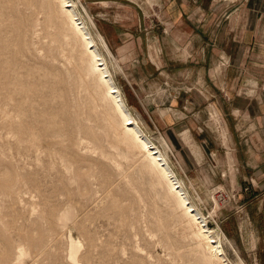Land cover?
<instances>
[{"label":"rangeland","instance_id":"rangeland-1","mask_svg":"<svg viewBox=\"0 0 264 264\" xmlns=\"http://www.w3.org/2000/svg\"><path fill=\"white\" fill-rule=\"evenodd\" d=\"M105 1L107 7L104 0H75L92 17L96 38L101 14L122 20L114 16L117 0ZM245 1L221 0L223 19ZM151 5L145 1L143 8ZM141 22L146 46L140 51L151 60L150 32L158 25L162 42L168 34L155 14ZM67 23L57 0H0V264H74L71 239L80 244L78 264H205L185 236L176 203L138 151L121 140L117 116L87 71L83 46ZM166 45L154 61L156 73L175 69L176 80L159 75L143 91L127 74L138 63L113 52L122 72L101 49L136 121L167 152L208 226L225 236L229 262L264 264V207L251 203L254 181L244 178L246 163L233 159V130L226 128L215 97L197 90V70L191 81L206 110L199 132L207 133L218 153L215 159L184 161L169 142L170 151L163 144L167 108L178 105L185 86L192 87L181 64L161 66L174 52Z\"/></svg>","mask_w":264,"mask_h":264},{"label":"crops","instance_id":"crops-1","mask_svg":"<svg viewBox=\"0 0 264 264\" xmlns=\"http://www.w3.org/2000/svg\"><path fill=\"white\" fill-rule=\"evenodd\" d=\"M145 1L152 4L151 9L143 8ZM150 2L134 0L135 4L131 6L126 0H117L119 10L114 12V16L122 20L111 19L113 16L104 13V10V14H101L105 17L104 22L99 20L101 33L98 32L112 54L129 56L130 65L138 63L136 70L127 74L134 77L135 85L141 91L143 87L147 88L146 81H154L159 75H166L169 81L176 80L171 75L175 69L156 73L158 62L154 63L159 59L160 49H166V44L170 43L168 47L171 49L172 46L174 52L168 53V61L159 63L168 68L181 64L183 74L188 72L189 75L184 79L192 87L185 86L186 92H182L178 105L172 103L167 108L166 117L162 119V130H165L166 143L169 142L184 161H200L208 157L215 159L214 154L219 149L207 133L199 132L200 119L206 115V110L203 108L205 100L202 101V96L194 90L196 82L191 81V73L197 70L200 85L197 90L204 97H215L214 103L223 116L226 128L233 130L229 139L233 159L246 163L244 178L250 177L254 181L253 193L257 194L251 203L258 209L263 208L264 0L245 1L228 20L222 17L227 9L221 0ZM102 5H107V2L104 0ZM150 14L162 20L161 24L168 35L162 42L157 33L159 26L156 25L157 29L150 32L153 34L150 49L154 50L150 53L151 60H144L141 48L145 42L138 26H142L141 17ZM221 60L227 61L228 65L223 67ZM117 64L122 70L118 61ZM187 65L193 68L185 67ZM183 107L186 112L182 110ZM179 113L181 116L178 118L176 115ZM238 186L242 187L240 182Z\"/></svg>","mask_w":264,"mask_h":264},{"label":"bare ground","instance_id":"bare-ground-1","mask_svg":"<svg viewBox=\"0 0 264 264\" xmlns=\"http://www.w3.org/2000/svg\"><path fill=\"white\" fill-rule=\"evenodd\" d=\"M60 10L68 19L69 30L78 38L83 46V61L86 62L87 71L98 80L99 87L102 88L101 96L109 103L110 108L117 116L119 136L124 143L135 148L145 161V167L154 173L165 187L169 199L176 203L177 213L181 216L182 222L186 224L185 236L197 246L198 252L202 254L205 264H231L227 258L224 247L223 233H217L210 228L205 215L194 204L192 198L186 190L181 178L176 174L170 165L167 152H163L147 135L144 129L136 121L130 107L123 97V93L117 84L113 72L111 71L107 54L116 60L111 53L105 39L97 34V38L91 27L96 28L88 11L81 2L75 0H57ZM82 6L86 16L91 22V26L84 18L79 7ZM103 46L101 49V45ZM106 53V52H105ZM118 70L122 71L117 65ZM123 72V71H122ZM163 144L170 151L169 146L163 139ZM71 259L74 264H78L77 255L80 244L71 239Z\"/></svg>","mask_w":264,"mask_h":264}]
</instances>
